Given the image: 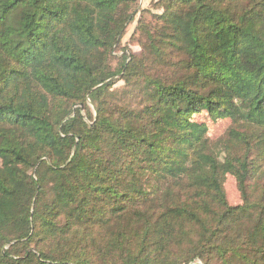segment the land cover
Wrapping results in <instances>:
<instances>
[{
    "label": "trees",
    "instance_id": "1",
    "mask_svg": "<svg viewBox=\"0 0 264 264\" xmlns=\"http://www.w3.org/2000/svg\"><path fill=\"white\" fill-rule=\"evenodd\" d=\"M152 6L0 0V264H264V0Z\"/></svg>",
    "mask_w": 264,
    "mask_h": 264
},
{
    "label": "rangeland",
    "instance_id": "2",
    "mask_svg": "<svg viewBox=\"0 0 264 264\" xmlns=\"http://www.w3.org/2000/svg\"><path fill=\"white\" fill-rule=\"evenodd\" d=\"M156 0H136L137 10L140 11V14L143 16V22L150 23L151 21V14H156L158 11L152 6V2ZM140 14H137L134 22L128 25L125 35L121 40L120 48L126 49V53L139 55L141 53L142 47L146 45L147 37L143 32L135 31V26L137 21L139 20ZM119 53L118 55H120ZM116 87H122V83H118ZM91 106V105H90ZM93 110V107L91 106ZM197 121H204L208 128H209V137L211 139H218L223 136L226 129L229 126V122L227 120L218 121L216 123L210 122L205 115L196 117ZM225 191L227 194V199L230 205L238 206L241 204V200L239 197V193L235 186V181L232 177L227 176L225 180ZM190 264H202L199 260L190 263Z\"/></svg>",
    "mask_w": 264,
    "mask_h": 264
}]
</instances>
